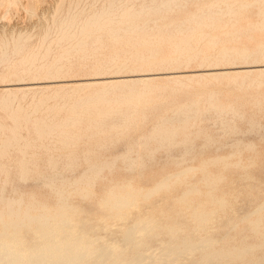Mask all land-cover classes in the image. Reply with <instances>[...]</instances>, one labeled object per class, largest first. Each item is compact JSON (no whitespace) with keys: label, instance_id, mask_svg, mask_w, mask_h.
Masks as SVG:
<instances>
[{"label":"bare ground","instance_id":"bare-ground-1","mask_svg":"<svg viewBox=\"0 0 264 264\" xmlns=\"http://www.w3.org/2000/svg\"><path fill=\"white\" fill-rule=\"evenodd\" d=\"M42 1L44 2V0ZM54 2L52 19L42 33L38 49L27 48L30 35L26 33H19L17 36L12 35L11 38L3 34L4 36L0 38V65L8 64L7 66L10 67V72L6 74L8 78L10 76L20 78V82L17 81L16 83L9 79L7 81H11L9 84L3 85V88L0 87L2 89L0 108L12 120L11 125L0 122V175L4 174L5 176L2 182L6 184L9 181L10 172L6 159L15 151L21 156L17 171L19 179L27 180L32 173H36L44 181V185L47 184L48 187L53 189L52 195L55 193L56 200L54 199V201L57 202V205L50 206L48 203L43 202L47 198L42 197L44 198L42 201L36 199L38 195L36 198L31 195L32 197L28 199H25V195L18 196L19 194L17 197L15 195L13 198H5L3 196L4 185L1 184L0 264H180L178 259L182 256L185 259L187 254H191L192 258L197 250L207 252L221 239L203 237L195 240V235L202 232L208 226V223L213 221L219 214V211H223L227 200L225 195L215 194L213 189L203 190L206 195L200 200L193 197L194 194H203L202 188L200 189L196 184L184 191L182 190L180 197L176 198V201L181 205L176 209L177 216H171L164 209L150 211L146 214L141 212L143 215L133 218L132 222L125 224L123 228L121 227V239L119 237H117L119 239L108 238L103 231L114 225H121L143 199L148 200L151 196H155V193L159 194L158 192L170 188L172 184L185 182L189 176H194L198 169L202 171L199 179L201 184L208 187L217 186L228 171L221 176L214 171V173H211L207 169V165L210 162L223 163V167L224 165L225 167L232 165L227 161L226 156L231 155L229 157H232L234 151L229 155H224V157L213 155V157H210L213 159L209 158L210 160H203L204 157L203 159L200 157V160H202L198 164L188 165L187 163L188 166L186 167L175 168V172H165L166 174L160 177L157 182L155 181V184L153 182L152 187L147 189L142 188V184L139 187H134L130 181L132 175L129 181L115 183L114 185L112 183L110 187L105 185L108 181L104 182L108 190L105 188L106 191H102V193L105 192L102 198L100 196L97 201L95 198L90 197L95 190L91 187H93V184L96 186L97 182L95 180L98 181V178L103 177L102 173L106 172V168L110 171L118 158L126 161L128 170L129 168L133 170L132 168L141 169L144 167L145 157L155 155V151L161 147L169 151L173 146L183 145L185 154H188L192 149L194 136L197 138V135L202 133V130H190L189 118L191 115L201 114L206 109H212L216 112L233 111L235 114H239V109L233 106L224 109L219 100L220 98H217V92L209 93L207 103L203 106L198 98L177 102L174 97L175 91L188 86L190 88L193 81L195 86L197 83L202 84V81L206 78L219 81V79L226 77L230 83L243 87L252 73L258 75L257 78L252 80V83L255 81L258 84L262 83L261 77L264 76V64L200 68L196 70H185L183 68L188 67L190 62L194 60L202 65L210 59L218 65L221 62H230L235 57L247 59L251 55L252 51L246 47L228 44H222L216 55L209 54L208 50L219 44L221 33L240 38L242 32H247V37L254 40V46L264 49V0H54ZM39 3L40 0H0V10L2 9L5 12L23 4L36 13V10L39 11L40 9ZM191 4L194 5V8L188 9L187 6ZM16 8L18 9V7ZM254 8L258 18L256 21L251 20V16L248 17L247 14ZM174 12H178L179 15L172 17ZM5 13L7 14L8 11ZM204 27L208 29L204 30ZM150 29H156V31L150 32ZM10 45H12V48H9ZM204 45L210 48H205ZM53 47H56V50L54 56L50 58ZM42 48H44V51L41 50ZM14 56L19 57L15 58ZM74 56L80 60L79 63L76 64L71 61ZM158 67H165L170 71L167 73H165L166 71L162 73L151 72L154 68L158 69ZM74 70H86L92 75L87 78H74L76 80L71 78L72 81L70 79H54L65 74L69 75ZM123 71L139 73L131 74L133 78L130 75V77L127 76V74L117 75V73ZM108 73L116 75H104ZM162 75L166 77L164 78ZM24 76H37L39 79L42 77L46 78L47 81H43V79L42 81L25 82V79L23 80ZM161 78L167 79L168 82L175 85L169 95H156L162 89V86L157 84V81ZM195 80L197 81L196 84ZM67 86L71 87V89L69 87L70 92L62 94V90ZM41 87L53 88L52 94L41 93L42 95L37 97L34 104L29 108L21 107L22 105L19 106V104H17V108L13 106L14 100L20 92L25 95L29 91L33 92L32 90ZM59 96H62V98L67 96V99L60 104L57 103L51 106L48 104L45 107L48 99ZM169 97L174 98L172 99L174 101L173 105L170 103L172 101H165ZM254 101L260 102L256 98ZM168 104L172 105L169 108L171 114H168V107H164ZM41 110H44V115L37 114ZM158 110H161V112L157 115ZM151 117H155L156 122L150 132L144 134L140 141L134 143L128 141L126 151L117 156L115 155L116 157L113 159L97 160V162L89 154L93 151V147H89L83 157L88 166L80 176L69 179L63 175L62 171H58L60 163L63 164L65 169L70 170L74 167L78 157L75 154L76 151L70 148L75 147L84 135L98 136L99 147H104L107 145L106 135H109L108 140L110 141L119 139L126 136L129 130L139 128L142 123L147 122ZM174 121H177V124H174ZM221 124L231 131L237 128L236 125L223 119ZM254 126L252 124L253 128ZM26 128L36 133L34 141L23 135L22 130ZM210 140L212 139L210 138ZM236 143L238 142L236 141ZM246 144L250 148L251 144L250 146H248V143ZM244 145L241 146L246 147ZM38 146H42L50 152L48 164L51 171L49 172H42L29 166L34 156V152L30 153V149ZM256 147H254L255 152ZM234 148L233 150H235ZM56 149L67 151L63 161L54 156L53 151ZM132 152H135L136 155L133 156ZM243 152L242 150L241 154ZM234 154L236 153L234 152ZM255 155L257 156L256 153ZM181 156H184V154ZM247 159L249 160V158ZM230 160L233 159L230 158ZM255 160L254 162H256ZM258 161L264 162L261 159ZM187 162L191 163L192 161ZM254 162L252 165H254ZM238 163L235 162V164ZM174 165L173 167H175ZM235 170L237 171V169ZM162 172L160 169V173ZM231 172L234 171L231 170ZM147 173L144 175L147 176ZM151 173L154 174L153 170ZM151 173L149 176L152 175ZM238 173L240 175V172ZM155 174H157V171ZM139 175L141 177V174ZM114 178H111V180L114 181ZM103 186L102 189L105 187ZM18 192L20 193V190ZM73 192H78L81 195L77 196H81V198L84 196L86 200H88L87 197L96 200L99 209L105 210V213L91 218L90 216L87 217L89 212L87 211L84 212L86 218L84 216L80 218L79 212L81 211L78 207H75L77 205L75 204L76 201L75 206L69 202L71 201L69 200L70 193ZM93 194H95V191ZM28 195L30 196V194ZM71 196L73 195L71 194ZM95 197L98 196L95 195ZM162 201L160 204L163 203ZM96 202L94 203L96 204ZM172 203L175 204L173 200ZM261 203L259 206L257 203L258 207H255L253 211L249 210L250 213H246L242 217V220L248 221L251 228H253V232L261 231L263 219L261 213L264 211V203ZM95 204L93 207L94 210H97ZM153 207L152 209H154ZM150 208L148 207V209ZM226 212L223 214L225 215ZM95 214L94 212V216ZM254 214H257V216L253 217ZM183 215H186L188 223L186 220H180L176 224L170 220L184 218ZM234 226L228 228L232 229ZM160 232H166L169 238L161 242L162 238L158 236L161 238L159 241L161 243L158 242L159 245L155 244L154 247L150 245V248H154V250H150L151 252L146 251L149 248L147 247L148 242H150L148 240ZM183 232L189 233L181 235ZM226 232L228 233L227 230ZM259 236L263 235L260 234ZM158 237L157 239H159ZM259 239L262 242L259 241L257 245L260 246L261 243L262 246L264 239ZM249 245L239 247L236 253L234 252L236 249L221 252L220 250L223 251L222 247L220 250L212 248L207 254L204 252L202 254L199 252V254L202 256L205 254L204 260L208 264H213L215 261L226 260L231 257H237L238 259V257L251 251L253 246Z\"/></svg>","mask_w":264,"mask_h":264},{"label":"rangeland","instance_id":"rangeland-1","mask_svg":"<svg viewBox=\"0 0 264 264\" xmlns=\"http://www.w3.org/2000/svg\"><path fill=\"white\" fill-rule=\"evenodd\" d=\"M42 2L40 0V3H39L40 9H39V11L36 10V13H34L35 11L32 12V10H30L28 6H25L23 4H20V7L16 6V7H18V9L15 7V8H11V10L10 9L6 10V11H8L7 14L5 13L6 11L4 12L1 9L0 10L1 11L0 12V38L4 36L3 34H5L6 37L11 38L12 35L17 36L19 33H26V34L30 35V39L28 41L27 48L28 49H38L40 47V39H41L42 33L44 32V29L47 26V24L52 19L51 15L54 11V5H55L54 0H44V2L43 3ZM25 7H28V8H25ZM187 7H188V9H190V8L193 9L194 5L191 4ZM255 11H256V9L254 8V9H251L247 13L248 17L251 16L250 18H251V20L253 19V21L254 20L256 21L258 19L256 14H255ZM2 12H4L5 14ZM178 15H179L178 12H174V14H172V17H176ZM207 29H208L207 27H204V30H207ZM149 31L155 32L156 29H150ZM240 36H241L240 38H236V37H234V35H226L224 33H221L220 34L221 38L219 40V44L216 47L210 48L207 45H204V47L210 48L211 50L209 49L208 52H210L209 54H213V55H216L219 47L222 44L236 45L239 47H246L250 51H252L251 55H249V57L247 59L235 57L230 62H221L218 65H216L215 61H212L210 59L207 60L202 65L197 60H194V61L190 62L188 67L183 68V69H185V70H196V69H200V68H217V67L219 68V67H229V66L241 67V66H246V65H262V64H264V49L261 47H259V48L255 47L254 46V40L249 39L247 37V32H242ZM9 48H12V45H10ZM41 50L44 51V48H42ZM55 50H56V47H53V51L51 52L50 58L54 56ZM14 57L18 58L19 56H14ZM71 61L76 63V64L80 62V60L76 56H74V58L72 57ZM7 65L8 64H1L0 65V84H1L0 87L1 88H3L2 87L3 85L9 84L11 81H14L16 83H17V81L20 82V80H19L20 78L17 76H10L9 78H8V76H6V74L9 73L11 70L10 67ZM7 68H9V69H7ZM168 71H170V70L166 69L165 67H163V68L158 67V69L154 68L151 72H158V73L165 72V73H167ZM73 72L69 73V75L65 74V75H62V76L54 78V79L55 80H57V79L58 80L59 79L69 80L70 79V81H72L71 78L72 79L77 78V77L87 78L90 75V72H88L86 70H74ZM135 73H139V72L133 73L132 71H123L121 73H117V75H119V74L120 75H126L127 74V76H129V75L131 76V74L133 75ZM104 75L114 76L116 74L108 73V74H104ZM63 76H65V77H63ZM162 76H164V78L166 77L165 75H162ZM35 77H37V76H35ZM35 77L34 76H26L25 77L24 76L23 80L25 79V82H29V81L36 82V81H42L44 79L42 77L40 79H39V77H37L38 79ZM257 77H258V75L256 73H252L248 77V79L246 80V85L243 87H238L236 84L230 83V81L226 77L224 79L222 78L221 80L219 79V81L212 79V78L211 79L206 78L205 80L202 81L203 82L202 84L197 83V85L195 86L193 84L194 83V81H193L192 86H190V88L188 86V87H184L183 89H179V90L175 91L174 97H175L177 102H184V101H189L192 98H194V99L198 98L200 101V104H202L203 106L207 103L208 94L211 92H217V98L218 99L220 98L219 100L222 103V107L224 109L228 108L229 106H233L235 108H238L239 114H235L233 111H227V112H225V111L219 112L218 111V112H216L212 109H206L201 114L191 115V117L189 118V121L191 124L190 130L191 131L202 130V133L200 135H197V138H196V136H194L193 143H192L193 144L192 149L190 150V152L188 154H185V151H184L185 149L183 150L184 147H182L183 145H180V146L176 145L177 147L173 146L174 148L171 147L172 149L170 148L169 151H166V148L161 147L155 151V153H154L155 155L145 157V166L144 167H142L141 169L132 168L133 170H131V168H129V170H128V164L126 163V161H123L122 158H118L116 160L115 165L112 167L114 170L111 168L110 171H108L109 169L106 168L105 169L106 172H104L105 170L103 171L105 174L102 173V175H103V177L105 175V177L104 178L100 177V179H102L103 182H101L102 180L100 181L99 178H98V181L95 180L97 182V183L95 182L96 186H94L95 184H93L94 188L91 187V189H93V190L95 189L94 190L95 194H93L94 191L92 190L93 193H92V195H90V197L95 198L98 201V198L100 196L102 198L103 193H105V192L102 193V191H104V190L106 191V189L108 190V187H110L112 185V183L114 185L115 183L127 182L132 177V175H133V177L131 178L132 180L130 179V181L132 182L134 187H139L142 184L141 187L147 189V188L152 187L151 184L153 182H154L153 184H155L160 179V177H162L167 172H175V170L178 168L181 169V168L186 167L190 164H192V165L198 164L199 161H201L203 159V157H204L203 160H205V159L210 160V159H213V158H210V157H213V155H215V156L218 155V157L219 156L224 157V155L225 156L229 155V153H232L234 151L236 154H234V152H233L232 157H229L231 155L226 156L228 159L227 161L232 163V165H229L227 167H225V165H224V167H223V163H211V162L208 163V165H207V169L211 173L215 172V173H217V174L219 173L221 176H223V175H225L226 171H228L227 172L228 174L226 173L227 176L225 175L222 177V180L218 182L217 186L208 187V186L201 184V182H199V179L201 178L200 176H201L202 171L198 169L194 176H189L186 179L187 182L185 181V182H181V183L172 184L170 188L158 192L159 194L155 193V196L150 197L151 199L150 198H148V200L143 199L140 202V204H138V207H136L132 210V213L128 216V218L121 225H118V226L114 225V226H112L113 228L110 227L108 230L103 231L104 234H106L108 238L119 237L121 239V236H122L121 235L122 234L121 233V230H122L121 227L123 228L125 224L132 222L138 216L149 213L150 211H157L160 209L161 210L164 209L165 211H168L166 213H169L171 216H177L178 213H177L176 209L181 207V205H179V202L176 201V198L180 197V194H182V192L186 188L196 184L200 189L202 188L201 191L203 194H201V195L194 194L193 197H197V199L200 200L201 198L204 197V195H206L205 191H207L209 189H213L214 190L213 192H215V194L225 195V198L227 200V204H226V206H224L225 208L223 209V211L224 212L228 211V212H226L227 214L225 213V215H226L225 216L223 214L224 213L223 211L222 212L219 211V214L217 215L218 217L216 216L213 219V221H210L208 223V226L202 232H198V234L195 235V240H198V239L203 238V237H213V238L216 237L217 239L219 238L221 240L219 242H217L209 250H212V248L220 250V248L223 247L222 248L223 251L220 250L221 252H224V251L230 250V249H233V250L236 249L234 251L236 253L237 250L239 249V247H241V248L247 247V245H249V244H250L249 246H253V248H255V249L252 248L251 251H249L250 253L247 252V254H245L241 257H238V259H237V257H231V258H227L226 259L227 261L225 259L218 260V261H215L213 264H264V246H263L264 240H263V244H262L263 247L261 246V243L259 244L260 246L257 245L259 243V241L262 242V240H260L259 238L264 239V237H263L264 236V234H263L264 233V224H263L264 211L261 213V215H263V219H262V223H261V231L260 232H253V228H251L248 221L242 220V217L244 215H246V213L247 214L250 213L249 210L253 211L254 208L258 207L261 202L264 203V164H263L264 162L261 161L262 162V164H261V162L258 161L260 159L264 160V76L261 77V80H262L261 84H258L257 81L252 83V80L254 78H257ZM32 78H34V79H32ZM131 78H133V76H131ZM134 78H136V77L134 76ZM164 78H161V80L157 81V84L162 86V89H160L158 91V93H156V95L157 94H159L161 96L169 95L170 92L172 91V87L175 86L172 82H168L167 79H164ZM9 79L10 80L12 79V80L10 82H7ZM49 79L51 80V78H49ZM74 80H76V79H74ZM43 81H47L46 78ZM14 82H12V83H14ZM196 82L197 81L195 80V84H196ZM73 83H72V85H73ZM250 83H252V84L249 85ZM203 85H205V86H203ZM69 87L70 86L65 87L62 90V94H66L67 92H70L71 87H70V89H69ZM49 88L41 87V88L32 90L33 92H31V91H29L28 93L26 92L27 94H25V95H24V93L20 92L17 95V98L14 100L13 106L17 108V104H19V106L22 105L21 107L29 108L30 106H32L34 104L36 98L39 97L40 95L52 94L53 88H51V87H49ZM1 90L2 89H0V97L2 96ZM33 97H34V99H33ZM66 97L67 96H65L63 98H62V96H59L57 98L51 97L50 98L51 100L48 99L47 103L45 104V107L48 104H49V106L57 104V103L60 104L67 99ZM255 98L257 100H259L260 102L258 103L256 101H254ZM172 99H174V98L169 97L168 100L166 99L165 101H172ZM170 103L173 105L174 101H172ZM170 105L168 104L167 106L166 105L164 106V107H168V114H171V110L169 108L172 105L171 106ZM160 112H161V110H158L156 114L158 115ZM37 114L38 115H44V110H41ZM60 116H62V115H60ZM222 119L226 120V122H228V123L236 125V127H237L236 130L231 131L229 129L224 128V125L221 124ZM214 120H215V122H214ZM0 122L6 123L8 125L12 124L11 118L2 110V108H0ZM155 122H156L155 117H151L147 120V122L142 123L139 128L131 129V130H129L128 134H126V136H123L119 139H112L113 141L108 140L109 135H106L105 140H106L107 145L104 147H102V146L99 147V145H98L99 144L98 143L99 137L98 136H92L90 134L84 135L83 139L75 147L70 148V149L76 151L75 154L78 157L76 162H75L74 167L70 170L65 169L63 164L61 165V163H60L58 165V169H59L58 171H62L63 175L69 179H73L72 177L75 178L76 176L77 177L80 176L85 171V169L87 168L86 166H88L87 162L83 159V157H84V155H85V153L89 147L90 148L93 147L92 148L93 151H91L89 154L91 155V157L94 160H96V161L97 160L98 161L111 160L114 157H116L117 155L126 151L128 141L131 143H134L136 141H140L144 134H148L150 132V130L152 129L153 124ZM257 123H260V124H257ZM174 124H177V121H174ZM252 124L255 125L254 128L252 127ZM22 133L24 136H26L31 141H34L36 138V133L30 129H28V130H27V128L23 129ZM207 135L211 136L210 138L212 140H210V138H208L209 136H207ZM206 136H207V138H206ZM207 140H208V142H207ZM236 141L238 143H236ZM240 141H241V143H240ZM246 143H248V146H250V144H251L250 148L247 147ZM243 144H245L244 146H246L247 149H246V147L241 146ZM253 144L254 145L256 144V145L254 146ZM234 145H236V146H234ZM238 146H240V147L238 148ZM254 147H256V149H257L256 152L254 150L255 149ZM233 148L235 150L238 148V150H236L237 152L235 150H233ZM239 149L241 150V152ZM258 149H259V151H258ZM242 150L244 151L243 154H241ZM33 152H34L33 160H31V164L29 166L33 169L37 168L42 172L51 171L49 164H48V157L50 155V152H48L42 146L31 148L30 153H33ZM66 152L67 151L64 149H56L53 151V154L57 159H59L60 161H63V158H64ZM132 153H133V156L136 155L135 152H132ZM255 153L257 154V156L255 155ZM183 154L185 157L181 156ZM238 154H240V155H238ZM259 154H260V156L261 155L262 156L260 157ZM250 155H251V158H250ZM191 156L194 158H192ZM195 156L197 157V159ZM215 156H214V158H215ZM245 156H246V158H245ZM20 157L21 156L17 152L13 151L11 156L8 159H6L7 160L6 161L7 166H8L10 173H9V181L6 184H3V182H2L5 178L4 174L0 175V177H1L0 178V187L2 185H4L3 196L5 198H7V197L13 198L15 195L17 197V195L19 194L18 196L25 195V199H28V198L32 197L31 195L35 196V198L38 195L36 199H39L42 201V199L47 198V200H45V201L43 200V202L48 203L50 206L57 205L56 204L57 202L54 201V199L56 200V197L54 196L55 193L52 195V192H54L53 189L51 187H48L47 184L44 185L45 184V183L43 184L44 181L42 179H40L36 173H32L31 177L27 180L19 179L17 171H18V162H19ZM149 157H151V158H149ZM200 157L202 158L201 160H200ZM262 157H263V159H262ZM230 158H232L234 160V164H233V160L231 161ZM235 158H236V160H235ZM247 158H249V160L253 161V162H254V159H256L255 160L256 162H254V165H252L253 162L250 163V161ZM252 158H254V159H252ZM239 159H241V160L239 161ZM184 160H186L185 161L186 163L183 162ZM117 161L121 162V163L118 164ZM187 161H192V162L190 163ZM235 162H239V163L235 164ZM147 163H149V164H147ZM172 163L179 165V166L176 167V165L173 164L175 166V167H173ZM187 163H188V165H187ZM151 164H153V165H151ZM214 164H216V165H214ZM117 165H118V167L116 168ZM242 165H243V167H242ZM146 166L147 167L149 166L148 170H147ZM256 167H258L257 168L258 170L256 169ZM234 168L237 169V171ZM249 168H250V170L248 171ZM144 169H145V171H144ZM160 169H161V172L163 170L162 173H160ZM218 169H220V170L222 169V170L220 171ZM230 169L234 172H231ZM146 170L148 171V173ZM152 170H153L154 174L151 173ZM156 171H157V174H155ZM111 172H112V174H111ZM138 172H140V173H138ZM238 172H240V175ZM244 172H247V173H244ZM145 173H147V176L144 175ZM150 173L152 175L149 176ZM135 174H136V176H135ZM139 174H141V177ZM245 174L246 175L248 174L247 177ZM2 176H4V177H2ZM119 176H121V177H119ZM113 177H115L116 179L119 177L120 179L118 178L116 180L114 178V181H112L113 179L111 180V178H113ZM122 177H125L126 179L125 178L122 179ZM127 177H129V178H127ZM146 177H148V178L146 179ZM154 177L156 178V180ZM104 182L105 183L107 182V184H105ZM100 183H102V184H100ZM134 183H136V184L134 185ZM148 183H150V184H148ZM104 184L107 185L108 187L105 186ZM102 186L104 187L103 189H102ZM18 190H20V193L18 192ZM203 190H205V191H203ZM26 191H27V193H25ZM21 192L24 194H22ZM96 192H98V193H96ZM161 192H162V195H161ZM170 192H172V193H170ZM46 193L48 194V197H50V198L47 197ZM75 193L76 192L70 193L69 200H71V201H69V202L71 204L73 203L72 204L73 206H75V204H77L75 207H78V209H80V211H81V212H79L80 218H82L81 216H84L86 218L85 213L87 211L90 212V215H89V212L87 213V215H88L87 217L90 216L91 218L98 217L99 215L105 213V210L99 209V206L97 204L98 202H96V200L94 201V199H89L90 197H87L88 200H86V197L83 196L84 197V199H83V197L81 198V196L80 197L77 196V195H81V194H78V192L76 194ZM28 194H30V196ZM71 194L73 196H71ZM10 195H12V196H10ZM95 195H97L98 197L96 198ZM175 196H177V197H175ZM42 197H44V198H42ZM51 197H54V198H51ZM165 198H166V200H165ZM48 199H53V200H48ZM170 199H172L175 202V204L172 203V200H170ZM90 200H92V201H90ZM75 201H76V203H75ZM161 201L163 203L160 204ZM164 201H165V203H164ZM49 202H53V203H49ZM88 202L91 205H89ZM94 202H96V204ZM168 202H170V203H168ZM257 203H258V206H257ZM94 204L96 207L95 209H97L99 212L97 210H94V207H93ZM87 205H89V206L87 207ZM162 205H163V207H162ZM82 206L85 207L84 208L85 210L83 209ZM90 206H91V209H90ZM153 206H156V207H153ZM173 206H175L176 208H174ZM207 206H208V204H207ZM148 207L149 208L151 207V208L148 209ZM152 207L154 209H152ZM229 208H230V210H229ZM144 210H146V211H144ZM96 211L100 214H98ZM94 212L96 213L95 216H94ZM183 216L185 219L182 217L180 219L176 218L175 219L176 221L172 220V219H170V220L174 221V223H176V224L179 223L180 220H182V221L186 220V222H187L188 219H186V215H183ZM256 216H257V214H254L253 217H256ZM236 222H238V223H236ZM212 223H214V224H212ZM235 223L238 224L239 226L238 225L234 226V225H236ZM218 224H220V225H218ZM223 224H224L225 228H224ZM232 226H234L232 229L228 228V227H232ZM212 228H213V230H212ZM226 230L228 231V233L227 232L225 233ZM112 232H113V234H112ZM186 233H189V232H183L181 235H184ZM259 233L262 234L263 236H259L260 235ZM158 234L153 236L152 239L148 240V241H150V242H148V245H147V247H149V248H147L146 251L149 252L152 249L154 250V248L151 249L150 247L151 246L154 247L155 244H158V242L161 240V238H162L161 242L164 240H167L169 238V235H167L166 232H163V233L160 232ZM198 235L199 236L201 235V237H199ZM255 235L256 236L258 235V236L256 237ZM156 236L157 237L161 236V238L158 237L159 239H157ZM245 236H247V237H245ZM119 238H117V239H119ZM256 238H258V239H256ZM161 242H159V243H161ZM251 243H253V244H251ZM254 243H256V244H254ZM158 245H156V246H158ZM233 245L235 247H232ZM255 246H258V247H255ZM257 248H259V249H257ZM209 250L207 252L197 250L194 252V255L192 254L193 255L192 258H191V254H189V255L187 254L188 258L190 257L189 259L187 258V256L185 257V259H184V256H182V258L180 257L178 260H179L180 264H208V262L204 260V255L209 253ZM199 252L201 254L204 252L205 254L202 256L201 254H199Z\"/></svg>","mask_w":264,"mask_h":264}]
</instances>
